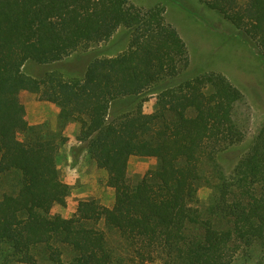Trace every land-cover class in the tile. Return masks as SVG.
Wrapping results in <instances>:
<instances>
[{"label":"trees","instance_id":"1","mask_svg":"<svg viewBox=\"0 0 264 264\" xmlns=\"http://www.w3.org/2000/svg\"><path fill=\"white\" fill-rule=\"evenodd\" d=\"M199 1L250 37L264 62V0ZM155 16L126 0H0V177L20 174L0 200V264H36L39 251L50 264H263L251 250L264 246V127L224 176L216 156L244 137L233 119L240 95L224 77L167 87L151 114L110 113L114 102L179 75L184 46ZM119 28L131 32L128 50L93 61L82 78L22 72L28 62H61ZM22 91L59 108L57 131L27 124ZM67 123L79 125L76 140L106 173L112 208L90 201L68 219L50 214L69 195L56 167ZM131 157L153 159L156 168L132 182ZM204 185L213 194L201 204Z\"/></svg>","mask_w":264,"mask_h":264},{"label":"rangeland","instance_id":"2","mask_svg":"<svg viewBox=\"0 0 264 264\" xmlns=\"http://www.w3.org/2000/svg\"><path fill=\"white\" fill-rule=\"evenodd\" d=\"M126 1L143 14L155 12V18H161L164 25L173 28L184 46L185 54L180 59L177 77L155 84L137 97L114 102L110 113L115 117L130 111L136 115L151 114L156 108L158 96L167 87L194 78L208 85L216 76L224 77L240 95L234 107L233 119L244 134L240 143L215 158L224 176H230L264 127V62L259 48L250 37L199 0ZM130 40L131 32L119 28L107 41L81 48L61 62L50 65L28 62L22 72L36 80L47 78L52 73L65 79L82 78L93 61L114 58L126 52ZM19 100L24 106L29 126L44 125L48 130L57 131V106L40 101V94L27 91L20 92ZM78 133L79 125L76 123H67L62 131L56 167L60 180L69 187V195L65 205L52 207L50 214L53 217H72L81 202L95 201L105 208H112L114 204V192L106 185V173L97 168L85 145L76 140ZM155 168L156 161L153 159L131 157L127 165L129 180L140 181ZM19 180L18 173H6L0 177V200L5 193L17 189ZM212 194V189L204 185L198 189L197 198L201 204H205ZM97 227L105 230L102 221ZM107 239L112 246L119 243L113 233L107 232ZM38 254L36 264H50L42 251ZM251 254L253 260L264 259V246L253 247ZM71 257L72 254L66 252L63 260L66 262Z\"/></svg>","mask_w":264,"mask_h":264}]
</instances>
